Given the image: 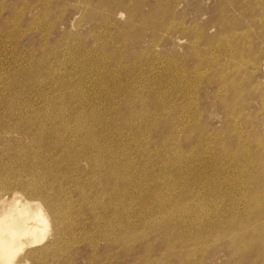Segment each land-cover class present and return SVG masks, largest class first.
Segmentation results:
<instances>
[{
    "label": "rangeland",
    "instance_id": "1",
    "mask_svg": "<svg viewBox=\"0 0 264 264\" xmlns=\"http://www.w3.org/2000/svg\"><path fill=\"white\" fill-rule=\"evenodd\" d=\"M44 1L0 0V197L3 198L5 196L4 198L8 197L7 199H10L15 194L18 196L22 195L21 197L28 200V202L30 200L34 202L36 198L35 202H41V205L48 212L52 228L50 236L41 247L32 248V251L28 255L24 254L19 262H23L25 259L29 260L28 264H191L192 262L194 264H236L235 262L238 260L237 264H263L264 245L262 244H264V237L262 239L261 237L264 235V224H262L264 223V215L258 219L259 221H255L252 224L249 223L250 225L247 222L254 219L255 213L264 210V0H166V2L165 0H137V2L135 0ZM101 7L108 10H103ZM129 9L131 11H128ZM165 11L166 16L163 15ZM128 13L129 16L127 15ZM161 16L164 17L161 18ZM107 19L111 22H108ZM180 19L181 21H179ZM217 20L218 22L215 23ZM163 23L165 28H163ZM31 26H33V29ZM166 27L168 28L166 29ZM172 27L173 29H171ZM24 28L25 30H23ZM181 31L183 32L181 33ZM244 31H247L246 34ZM90 32L91 34H89ZM220 32L224 35L222 36ZM225 32L229 33L226 34ZM219 33L221 37H219L220 35L218 36ZM199 36L200 38H198ZM245 37L248 38L246 39ZM242 40L244 41L242 42ZM247 41L248 44H245ZM234 42L237 44L235 45ZM196 44L198 45L196 46ZM197 52H200V55ZM211 58H214L213 62L215 63L211 62L213 60ZM216 64H218V71L216 70ZM233 68L234 70H231ZM202 69L203 71L201 72ZM234 85L235 87L233 88ZM224 92L227 93L225 94ZM224 98L226 100H223ZM234 104H237L236 107ZM182 106L183 109H180ZM192 115L197 117L195 118ZM233 116H235L236 122ZM28 121L31 123L29 124ZM156 125L158 126L156 127ZM31 126L34 129H31ZM24 127L31 128L28 130V128L25 129ZM173 129L175 130L173 131ZM171 132L173 133L170 134ZM244 132L246 133L244 134ZM198 134L201 137H198ZM132 137H134V140ZM164 139L167 140L164 141ZM244 139L245 141H243ZM135 140L139 141L136 142ZM218 140L221 141L219 142ZM75 141L77 142L75 143ZM200 144L202 145L200 146ZM171 146L173 147L172 150ZM129 147L130 149H128ZM249 148L251 149L249 150ZM164 149L168 150L164 153ZM236 149L239 153L235 151ZM221 150L222 152L220 153ZM245 150L247 151L246 154ZM164 154L167 155L165 156ZM187 154L191 155L188 157ZM247 154L249 155L247 156ZM184 158L185 160H183ZM236 159L239 161L237 162ZM77 161H79L80 165L77 164ZM221 161H224V163ZM230 166L231 168H229ZM187 167L191 168V171ZM30 169L32 172L28 173ZM8 170L12 171L9 172ZM212 170H215L217 174L213 173ZM52 171L55 177L52 174V176H48ZM106 171L115 173L114 184H117V182L118 184L124 183L123 190L117 187L114 188V184L106 186L103 183ZM15 173H17V176ZM252 173L255 174L252 175ZM247 176H250L251 182L248 181L249 178ZM225 179L226 181H224ZM44 182L46 185H44ZM125 183H128V185ZM253 183H255V186H253ZM57 184L59 187L64 188L60 189V195L56 193ZM238 184L239 188L237 187ZM170 185L172 190L168 188ZM32 186L34 188L30 190ZM181 188H184L186 194L180 195L182 193ZM157 189H162L163 193L160 194ZM209 190H212L211 193ZM259 190H261L260 194H258ZM236 191H239V193ZM124 192L127 194L126 196L123 195ZM253 192L255 195L252 194ZM224 193L226 194L225 196ZM157 194L161 195L163 202L165 201V209H161L162 214L157 212V203L153 202V197ZM32 196L34 197L32 198ZM147 200L149 201L147 202ZM253 204L257 206L254 207ZM105 205H108V207ZM146 205L148 207H145ZM172 205H174V208L171 207ZM225 205L227 209L224 208ZM139 207L140 209L137 210ZM247 207L249 208V213H247ZM252 208L256 210L252 211ZM236 212L238 213V215L236 214L237 216L234 215ZM59 217L60 220L58 222L56 219H59ZM229 218H232L233 221ZM248 218L250 219L248 220ZM123 223H127V226L125 225L126 229ZM55 225H57L58 232ZM244 226H247L248 232L244 231L246 229ZM118 228L121 229L119 230ZM145 228L148 230L146 231ZM254 232L257 234L253 235ZM218 233H221L220 235L223 237L221 238ZM147 234L148 236H146ZM195 235L198 237L194 239ZM235 237L238 238L233 240ZM215 238L218 239L216 240ZM135 239L138 241L136 242ZM72 241L76 243L74 244ZM240 241H243L244 248L239 246ZM246 243L249 245H245ZM44 245L46 246L44 247ZM50 245L52 246L50 247ZM58 245L64 250L59 248ZM235 245L236 248L234 247ZM227 256L230 258L228 259ZM198 260L201 262L199 263Z\"/></svg>",
    "mask_w": 264,
    "mask_h": 264
},
{
    "label": "bare ground",
    "instance_id": "2",
    "mask_svg": "<svg viewBox=\"0 0 264 264\" xmlns=\"http://www.w3.org/2000/svg\"><path fill=\"white\" fill-rule=\"evenodd\" d=\"M46 1V0H45ZM44 1V2H45ZM49 1V0H48ZM78 1V0H77ZM85 1V0H84ZM83 1V2H84ZM136 2H137V0H135ZM134 1V2H135ZM174 1V0H173ZM229 1V0H228ZM243 1V0H242ZM38 2V1H37ZM87 2V1H86ZM90 2H92V1H90ZM89 2V3H90ZM116 2V1H115ZM127 2V1H126ZM163 3H164V1H162ZM165 2H166V0H165ZM177 2V1H176ZM256 2V1H255ZM262 2V1H261ZM51 3V2H50ZM114 3V2H113ZM119 3H120V1H119ZM130 3V2H129ZM229 3V2H228ZM80 4V3H79ZM82 4V3H81ZM91 4V3H90ZM122 4H124V3H122ZM257 4V3H256ZM88 5V4H87ZM179 5V4H178ZM225 5V4H224ZM262 5V4H261ZM261 5H260V7H261ZM264 5V4H263ZM86 6V5H85ZM103 6V5H102ZM104 6H106V5H104ZM125 6V5H124ZM133 6V5H132ZM174 6V5H173ZM34 7V6H33ZM45 7V6H44ZM88 7V6H87ZM86 7V8H87ZM112 7V6H111ZM130 7V6H129ZM165 7V6H164ZM180 7V6H179ZM2 8V7H1ZM89 8V7H88ZM132 8V7H131ZM162 8H163V6H162ZM177 8H178V6H177ZM2 9H4V8H2ZM36 9V8H35ZM83 9H84V7H83ZM83 9H82V11H83ZM101 9H103L102 7H101ZM107 9V8H106ZM106 9H103V10H106ZM125 9V8H124ZM136 9V8H135ZM166 9V8H165ZM44 10H46V9H44ZM51 10V9H50ZM102 10V11H103ZM108 10V9H107ZM254 10V9H253ZM81 11V12H82ZM127 11V10H126ZM128 11H131L130 9L128 10ZM175 11V10H174ZM241 11V10H240ZM246 11V10H245ZM248 11V10H247ZM261 11H263V10H261ZM34 12V11H33ZM46 12V11H45ZM104 12V11H103ZM107 12V11H106ZM134 12V11H133ZM151 12V11H150ZM237 12V11H236ZM48 13V12H47ZM174 13V12H173ZM223 13V12H222ZM225 13V12H224ZM252 13V12H251ZM62 14V13H61ZM81 14H83V13H81ZM80 14V15H81ZM108 14H111V13H108ZM120 14V13H119ZM121 14H123V13H121ZM134 14V13H133ZM147 14H149V13H147ZM146 14V15H147ZM166 14V11H165V13L163 14V15H165ZM229 14H230V12H229ZM24 15V14H23ZM33 15V14H32ZM37 15H38V13H37ZM112 15H113V13H112ZM128 16H129V13L127 14ZM167 15V14H166ZM165 15V16H166ZM262 15V14H261ZM18 16V15H17ZM22 16V15H21ZM45 16H47V15H45ZM60 16V15H59ZM104 16H108V15H104ZM117 16V15H116ZM154 16V15H153ZM263 16V15H262ZM19 17V16H18ZM17 17V18H18ZM32 17V16H31ZM37 17V16H36ZM77 17V16H76ZM82 17V16H81ZM162 17H164V16H161V18ZM225 17V16H224ZM255 17V16H254ZM256 17H258V16H256ZM261 17V16H260ZM33 18V17H32ZM47 18V17H46ZM75 18V17H74ZM79 18V17H78ZM104 18V17H103ZM109 18V17H108ZM131 18V17H130ZM161 18H160V20H161ZM172 18V17H171ZM222 18H223V16H222ZM234 18V17H233ZM15 19V18H14ZM13 19V20H14ZM34 19V18H33ZM38 19H39V17H38ZM44 19V18H43ZM59 19V18H58ZM82 19V18H81ZM115 19V18H114ZM144 19V18H143ZM142 19V20H143ZM159 19V18H158ZM173 19V18H172ZM251 19H252V17H251ZM74 20V19H73ZM108 20V19H107ZM112 20V19H111ZM159 20V21H160ZM163 20V19H162ZM168 20V19H167ZM176 20V19H175ZM257 20V19H256ZM264 20V19H263ZM262 20V21H263ZM2 21V20H1ZM14 21H16V20H14ZM32 21V20H31ZM41 21H43V20H41ZM44 21H46V20H44ZM105 21V20H104ZM103 21V22H104ZM116 21V20H115ZM151 21V20H150ZM179 21H181V19L179 20ZM229 21V20H228ZM253 21V20H252ZM80 22V21H79ZM108 22H111V21H109L108 20ZM113 22V21H112ZM151 22H153V21H151ZM170 22V21H169ZM169 22H166V23H169ZM173 22V21H172ZM171 22V23H172ZM218 22V20L217 21H215V23H217ZM223 22V21H222ZM230 22V21H229ZM259 22V21H258ZM116 23V22H115ZM159 23V22H158ZM175 23H176V21H175ZM174 23V24H175ZM178 23V22H177ZM232 23V22H231ZM230 23V24H231ZM17 24V23H16ZM40 24V23H39ZM49 24V23H48ZM53 24H55V23H53ZM52 24V25H53ZM105 24V23H104ZM149 24V23H148ZM162 24V23H161ZM181 24V23H180ZM220 24H221V22H220ZM223 24V23H222ZM32 25V24H31ZM35 25V24H34ZM43 25V24H42ZM46 25H47V23H46ZM50 25V24H49ZM107 25H108V23H107ZM115 25V24H114ZM113 25V26H114ZM117 25V24H116ZM170 25V24H169ZM176 25V24H175ZM183 25V24H182ZM193 25H195V24H193ZM192 25V26H193ZM38 26V25H37ZM54 26V25H53ZM102 26V25H101ZM104 26H106V25H104ZM132 26V25H131ZM156 26V25H155ZM178 26V25H177ZM176 26V27H177ZM220 26V25H219ZM19 27V26H18ZM33 26H31V28H32ZM49 27V26H48ZM47 27V28H48ZM76 27V26H75ZM74 27V28H75ZM112 27V26H111ZM180 27H182V26H180ZM30 28V29H31ZM43 28H45V27H43ZM46 28V29H47ZM50 28V27H49ZM73 28V29H74ZM77 28V27H76ZM102 28V27H101ZM123 28V27H122ZM155 28V27H154ZM163 28H165L164 27V23H163ZM168 27H166V29H167ZM188 28H190V27H188ZM194 28H195V26H194ZM193 28V29H194ZM17 29V28H16ZM29 29V30H30ZM33 29V28H32ZM42 29V28H41ZM106 29V28H105ZM115 29V28H114ZM125 29V28H124ZM135 29V28H134ZM153 29V28H152ZM166 29H165V32H166ZM171 29H173V27L171 28ZM170 29V30H171ZM183 29V28H182ZM187 29V28H186ZM192 29V30H193ZM216 29V28H215ZM243 29V28H242ZM249 29V28H248ZM259 29H261V27H259ZM258 29V30H259ZM15 30V29H14ZM20 30H22L21 28H20ZM19 30V31H20ZM23 30H25V28L23 29ZM45 30V29H44ZM113 30V29H112ZM127 30V29H126ZM175 30V29H174ZM188 30V29H187ZM232 30V29H231ZM262 30V29H261ZM34 31V30H33ZM77 31V30H76ZM93 31H94V29H93ZM101 31V30H100ZM102 31H103V29H102ZM106 31V30H105ZM121 31V30H120ZM132 31V30H131ZM149 31V30H148ZM189 31V30H188ZM234 31H235V29H234ZM241 31H243V30H241ZM15 32V31H14ZM14 32H13V34H14ZM44 32V31H43ZM50 32V31H49ZM98 32V31H97ZM112 32V31H111ZM159 32V31H158ZM168 32V31H167ZM183 31H181V33H182ZM200 32V31H199ZM230 32H232V31H230ZM237 32V31H236ZM245 32V31H244ZM247 32V31H246ZM246 32H245V34H246ZM261 32V31H260ZM8 33V32H7ZM95 33V32H94ZM106 33V32H105ZM113 33V32H112ZM221 33V32H220ZM220 33L218 34V36L220 35ZM226 33V32H225ZM227 33H229V32H227ZM226 33V34H227ZM264 33V32H263ZM44 34V33H43ZM50 34V33H49ZM48 34V35H49ZM89 34H91V32L89 33ZM89 34H87V35H89ZM93 34V33H92ZM98 34H99V32H98ZM101 34H102V32H101ZM110 34V33H109ZM163 34H165V33H163ZM193 34H194V32H193ZM222 34V33H221ZM232 34V33H231ZM230 34V35H231ZM240 34V33H239ZM249 34V33H248ZM97 35V34H96ZM100 35V34H99ZM104 35V34H103ZM180 35V34H179ZM196 35V34H195ZM224 34H222V36H223ZM47 36V35H46ZM228 36V35H227ZM49 37V36H48ZM67 37V36H66ZM96 37V36H95ZM100 37H101V35H100ZM104 37V36H103ZM219 37H221V35L219 36ZM232 37V36H231ZM242 37H243V35H242ZM160 38V37H159ZM195 38H196V36H195ZM194 38V39H195ZM198 38H200V36L198 37ZM235 38V37H234ZM246 38V37H245ZM248 38V37H247ZM246 38V39H247ZM250 38V37H249ZM42 39V38H41ZM46 39V38H45ZM97 39H99V38H97ZM105 39V38H104ZM103 39V40H104ZM209 39V38H208ZM214 39V38H213ZM238 39V38H237ZM243 39H244V37H243ZM245 39V40H246ZM115 40V39H114ZM154 40V39H153ZM158 40V39H157ZM177 40H179V39H177ZM250 40V39H249ZM44 41V40H43ZM46 41V40H45ZM74 41V40H73ZM100 41V40H99ZM123 41V40H122ZM183 41H184V39H183ZM188 41V40H187ZM194 41H196V40H194ZM193 41V42H194ZM218 41H220V40H218ZM217 41V42H218ZM237 41V40H236ZM235 41V42H236ZM244 40H242V42H243ZM60 42V41H59ZM126 42V41H125ZM154 42V41H153ZM158 42V41H157ZM234 42V43H235ZM81 43V42H80ZM84 43V42H83ZM98 43V42H97ZM101 43H103V42H101ZM105 43V42H104ZM190 43H191V41H190ZM224 43V42H223ZM252 43V42H251ZM107 44H109V43H107ZM106 44V45H107ZM120 44V43H119ZM118 44V45H119ZM147 44V43H146ZM194 44V43H193ZM237 43H235V45H236ZM245 44H248V41H247V43H245ZM263 44V43H262ZM70 45V44H69ZM72 45V44H71ZM96 45V44H95ZM102 45V44H101ZM105 45V44H104ZM109 45H111V44H109ZM118 45H116V46H118ZM154 45V44H153ZM156 45V44H155ZM198 44H196V46H197ZM210 45V44H209ZM212 45V44H211ZM221 45V44H220ZM227 45V44H226ZM242 45V44H241ZM91 46V45H90ZM103 46V45H102ZM206 46H207V44L205 45V48H206ZM223 46H225V45H223ZM227 46H229V45H227ZM243 46V45H242ZM64 47V46H63ZM62 47V48H63ZM94 47V46H93ZM200 47H202V46H200ZM222 47V46H221ZM250 47V46H249ZM33 48V47H32ZM95 48V47H94ZM140 48V47H139ZM152 48H154V47H152ZM196 48V47H195ZM204 48V47H203ZM210 48V47H209ZM115 49V48H114ZM113 49V50H114ZM123 49V48H122ZM143 49V48H142ZM197 49V48H196ZM216 49V48H215ZM31 50V49H30ZM53 50V49H52ZM92 50H93V48H92ZM120 50V49H119ZM146 50V49H145ZM145 50H143V51H145ZM188 50H190V49H188ZM199 50H201L200 48H199ZM213 50V49H212ZM228 50V49H227ZM236 50V49H235ZM238 50V49H237ZM66 51H67V48H66ZM97 51H99L98 49H97ZM105 51V50H104ZM115 51V50H114ZM114 51H113V53H114ZM121 51V50H120ZM210 51V50H209ZM233 52V51H232ZM241 52V51H240ZM64 53V52H63ZM100 53V52H99ZM98 53V54H99ZM134 53V52H133ZM143 53H146V52H143ZM154 53V52H153ZM197 53H199V55H200V52H197ZM210 53V52H209ZM219 53V52H218ZM235 53V52H234ZM237 53V52H236ZM94 54H95V52H94ZM111 54V53H110ZM117 54V53H116ZM157 54V53H156ZM155 54V55H156ZM233 54V53H232ZM113 55V54H112ZM111 55V56H112ZM141 55H143V54H141ZM153 55V54H152ZM166 55V54H165ZM202 55V54H201ZM109 56V55H108ZM144 56V55H143ZM147 56V55H146ZM157 56V55H156ZM105 57V56H104ZM121 57V56H120ZM171 57V56H170ZM205 57V56H204ZM203 57V58H204ZM207 57V56H206ZM244 57V56H243ZM242 57V58H243ZM255 57V56H254ZM109 58V57H108ZM111 59H112V57H110ZM158 58V57H157ZM198 58V57H197ZM200 58V57H199ZM208 58V57H207ZM232 58V57H231ZM84 59V58H83ZM172 59V58H171ZM202 59V58H201ZM209 59V58H208ZM211 59H213L211 62H213L214 61V58H211ZM238 59V58H237ZM92 60V59H91ZM106 60H108V59H106ZM118 60V59H117ZM135 60V59H134ZM140 60V59H139ZM151 60V59H150ZM149 60V61H150ZM163 60V59H162ZM207 60V59H206ZM216 60V59H215ZM230 60V59H229ZM252 60V59H251ZM124 61V60H123ZM219 61H220V59H219ZM226 61H227V59H226ZM231 61V60H230ZM113 62V61H112ZM121 62V61H120ZM129 62V61H128ZM135 62H136V60H135ZM161 62V61H160ZM184 62V61H183ZM209 62V61H208ZM243 62H244V60H243ZM256 62V61H255ZM117 63V62H116ZM123 63V62H122ZM131 63V62H130ZM132 63H133V61H132ZM153 63V62H152ZM162 63H163V61H162ZM207 63V62H206ZM213 63H215V62H213ZM142 64V63H141ZM160 64V63H159ZM197 64V63H196ZM230 64V63H229ZM235 64V63H234ZM260 64V63H259ZM101 65V64H100ZM126 65V64H125ZM132 65V64H131ZM131 65H130V67H131ZM152 65V64H151ZM174 65V64H173ZM177 65V64H176ZM206 65V64H205ZM217 66V68H216V70L218 69V64H216ZM241 65V64H240ZM246 65V64H245ZM244 65V66H245ZM146 66V65H145ZM172 66V65H171ZM207 66V65H206ZM260 66V65H259ZM124 67V66H123ZM128 67V66H127ZM133 67V66H132ZM143 67H144V65H143ZM151 67V66H150ZM163 67V66H162ZM209 67V66H208ZM211 67H213V66H211ZM233 67V66H232ZM264 67V66H263ZM137 68V67H136ZM140 68V67H139ZM152 69H153V67H151ZM159 68V67H158ZM190 68V67H189ZM194 68V67H193ZM196 68V67H195ZM207 68V67H206ZM223 68V67H222ZM203 69H205V68H203ZM203 69L201 70V72L203 71ZM235 69H236V67H235ZM136 70V69H135ZM143 70V69H142ZM194 71H195V69H193ZM215 70V71H216ZM221 70V69H220ZM223 70V69H222ZM231 70H234V68L233 69H231ZM237 70V69H236ZM236 70H235V72H236ZM255 70V69H254ZM264 70V69H263ZM150 71H151V69H150ZM157 71V70H156ZM218 71V70H217ZM216 71V72H217ZM226 71V70H225ZM229 71V70H228ZM161 72V71H160ZM167 72H169L168 70H167ZM188 72V71H187ZM201 72H200V74H201ZM215 72V73H216ZM154 73V72H153ZM190 73V72H189ZM151 74V73H150ZM192 74V73H191ZM217 74H218V72H217ZM223 74V73H222ZM229 74H230V72H229ZM155 75V74H154ZM219 75V74H218ZM234 75H235V73H234ZM233 75V76H234ZM226 76V75H225ZM228 76V75H227ZM216 77H218V76H216ZM232 77V76H231ZM153 78V77H152ZM203 78V77H202ZM30 79V78H29ZM51 79V78H50ZM210 79V78H209ZM221 79V78H220ZM223 79V78H222ZM116 80V79H115ZM142 80V79H141ZM144 80V79H143ZM149 80H150V78H149ZM198 80V79H197ZM196 80V81H197ZM229 80H231L230 78H229ZM240 80V79H239ZM238 80V81H239ZM195 81V80H194ZM209 81V80H208ZM241 81V80H240ZM239 81V82H240ZM226 82H228V81H226ZM194 83V82H193ZM198 83V82H197ZM222 83V82H221ZM233 83V82H232ZM239 84V83H238ZM221 85V84H220ZM255 85H257V84H255ZM201 86V85H200ZM231 87H232V85H230ZM252 86V85H251ZM195 87H196V84H195ZM235 87V85L233 86V88ZM198 89V88H197ZM215 89H217V88H215ZM243 89V88H242ZM257 89V88H256ZM196 90V89H195ZM230 90V89H229ZM229 90H227V91H229ZM240 90V89H239ZM219 91V90H218ZM224 91V90H223ZM241 91H243V90H241ZM225 93V92H224ZM227 93V92H226ZM225 93V94H226ZM241 93V92H240ZM245 93V92H244ZM218 94V93H217ZM242 94V93H241ZM240 94V95H241ZM213 96H214V94H213ZM217 96V95H216ZM220 97V96H219ZM221 98V97H220ZM261 98H263V97H261ZM260 98V99H261ZM151 99H153V98H151ZM235 99V98H234ZM237 99V98H236ZM258 99V98H257ZM222 100V99H221ZM223 100H226L225 98L223 99ZM263 101V100H262ZM149 102V101H148ZM243 102V101H242ZM241 103V102H240ZM240 103H238V104H240ZM244 103V102H243ZM127 105V104H126ZM140 105H141V103H140ZM151 105V104H150ZM149 105V106H150ZM231 105V104H230ZM229 105V106H230ZM235 105V104H234ZM237 105V104H236ZM236 105H235V107H236ZM157 106V105H156ZM195 106H197V105H195ZM243 106V105H242ZM262 106V105H261ZM132 107V106H131ZM151 107V106H150ZM113 108V107H112ZM158 108V107H157ZM156 108V109H157ZM198 108V107H197ZM47 109V108H46ZM161 109V108H160ZM180 109H183V106H182V108H180ZM162 110V109H161ZM199 110V109H198ZM232 110V109H231ZM241 110V109H240ZM252 110V109H251ZM256 110V109H255ZM261 111H262V109H260ZM150 111V110H149ZM184 111V110H183ZM197 111V110H196ZM202 111V110H201ZM260 111V112H261ZM121 112V111H120ZM191 112V111H190ZM193 112V111H192ZM245 112V111H244ZM69 113V112H68ZM144 113H146V111H144ZM171 113V112H170ZM196 113V112H195ZM197 113H198V111H197ZM233 113V112H232ZM257 113V112H256ZM258 113H259V111H258ZM257 113V114H258ZM154 114H156V113H154ZM182 114V113H181ZM187 114V113H186ZM191 114V113H190ZM189 114V115H190ZM193 114V113H192ZM152 115V114H151ZM198 115V114H197ZM50 116V115H49ZM150 116V115H149ZM177 116V115H176ZM181 116V115H180ZM192 116H194V115H192ZM200 116V115H199ZM162 117V116H161ZM195 117V116H194ZM197 117V116H196ZM195 117V118H196ZM201 117V116H200ZM18 118V117H17ZM23 118V117H22ZM125 118V117H124ZM160 118V117H159ZM183 118V117H182ZM190 118V117H189ZM188 118V119H189ZM193 118V117H192ZM235 118V116H233V119ZM238 118H240V117H238ZM247 118V117H246ZM147 119H148V116H147ZM157 119V118H156ZM161 119V118H160ZM178 119V118H177ZM201 119V118H200ZM224 119V118H223ZM24 120V119H23ZM41 120V119H40ZM124 120V119H123ZM243 120H244V118H243ZM246 120V119H245ZM192 121V120H191ZM194 121V120H193ZM234 121H235V119H234ZM234 121H232V122H234ZM241 121V120H240ZM149 122V121H148ZM165 122V121H164ZM180 122H181V119H180ZM187 122V121H186ZM198 122H199V120H198ZM236 122V121H235ZM246 122H247V120H246ZM27 123V122H26ZM28 123H29V121H28ZM31 123V122H30ZM29 123V124H30ZM63 123V122H62ZM79 123V122H78ZM127 123V122H126ZM192 123H194V122H192ZM228 123H229V121H228ZM237 123H239V122H237ZM23 124V123H22ZM34 124V123H33ZM36 124V123H35ZM128 124V123H127ZM170 124H172V123H170ZM184 124V123H183ZM182 124V125H183ZM195 124V123H194ZM236 124V123H235ZM243 124V123H242ZM39 125V124H38ZM67 125V124H66ZM66 125H65V127H66ZM80 125V124H79ZM132 125V124H131ZM134 125V124H133ZM132 125V126H133ZM142 125V124H141ZM145 126H146V124H144ZM147 125H148V123H147ZM152 125V124H151ZM175 125H176V123H175ZM185 125V124H184ZM196 125V124H195ZM233 125V124H232ZM28 126V125H27ZM30 126V125H29ZM33 126V125H32ZM31 126V127H32ZM44 126V125H43ZM63 126V125H62ZM81 126V125H80ZM79 126V127H80ZM125 126H126V124H125ZM129 126V125H128ZM127 126V127H128ZM135 126V125H134ZM158 125H156V127H157ZM203 126H205V125H203ZM236 126V125H235ZM30 127V128H31ZM78 127V126H77ZM82 127V126H81ZM137 127V126H136ZM142 127V126H141ZM144 127V126H143ZM192 127V126H191ZM25 128V127H24ZM26 128H28V127H26ZM25 128V129H26ZM30 128H28V130L30 129ZM131 128V127H130ZM129 128V129H130ZM138 128V127H137ZM149 128V127H148ZM197 128V127H196ZM195 128V129H196ZM240 128V127H239ZM24 129V130H25ZM31 129H34L33 127L31 128ZM41 129H44V128H41ZM63 129H64V127H63ZM89 129V128H88ZM144 129H145V127H144ZM150 129H151V127H150ZM149 129V130H150ZM204 129V128H203ZM244 129V128H243ZM243 129H242V131H243ZM73 130V129H72ZM135 130V129H134ZM143 130V129H142ZM171 130V129H170ZM175 129H173V131H174ZM185 130V129H184ZM16 131V130H15ZM34 131V130H33ZM37 131V130H36ZM35 131V132H36ZM65 131V130H64ZM85 131V130H84ZM147 131V130H146ZM151 131V130H150ZM172 131V130H171ZM177 131V130H176ZM194 131V130H193ZM203 131H205V130H203ZM21 132V131H20ZM30 132V131H29ZM39 132H41V131H39ZM79 132H81V131H79ZM131 132H133V131H131ZM212 133H214L213 131H211ZM216 132V131H215ZM235 132V131H234ZM3 133V132H2ZM18 133V132H17ZM24 133V132H23ZM27 133V132H26ZM126 133H127V131H126ZM173 132H171L170 134H172ZM179 133V132H178ZM194 133V132H193ZM201 133V132H200ZM231 133H232V131H231ZM237 133V132H236ZM242 133V132H241ZM246 132H244V134H245ZM25 134V133H24ZM28 134H30V133H28ZM36 134V133H35ZM42 134V133H41ZM124 134V133H123ZM122 134V135H123ZM131 134V133H130ZM134 134V133H133ZM141 134V133H140ZM149 134V133H148ZM187 134V133H186ZM216 134H218V133H216ZM3 135H5V134H3ZM12 135V134H11ZM143 135V134H142ZM174 135H177V134H174ZM199 136L198 137H201L200 136V134H198ZM209 135V134H208ZM222 135V134H221ZM27 136V135H26ZM139 136V135H138ZM144 136V135H143ZM189 136V135H188ZM204 136V135H203ZM202 136V137H203ZM216 136V135H215ZM243 136V135H242ZM31 137V136H30ZM77 137V136H76ZM145 137H146V135H145ZM148 137V136H147ZM150 137V136H149ZM178 137V136H177ZM207 137V136H206ZM220 137V136H219ZM14 138V137H13ZM133 138V140H134V137H132ZM136 138H137V134H136ZM167 138V137H166ZM215 138V137H214ZM16 139V138H15ZM34 139V138H33ZM124 139H125V137H124ZM169 139V138H168ZM173 139V138H172ZM199 139V138H198ZM198 139H197V141H198ZM210 139V138H209ZM213 139V138H212ZM212 139H211V141H212ZM247 139H248V137H247ZM9 140V139H8ZM30 140H31V138H30ZM140 140V139H139ZM139 140H137V141H139ZM143 140V139H142ZM145 140V139H144ZM152 140V139H151ZM150 140V141H151ZM163 140V139H162ZM165 140H167V139H164V141ZM207 140V139H206ZM34 141H35V139H34ZM56 141V140H55ZM58 141V140H57ZM74 141V140H73ZM126 141H127V137H126ZM136 141V140H135ZM136 141V142H137ZM149 141V142H150ZM171 141V140H170ZM176 141H178V140H176ZM180 141V140H179ZM219 141V140H218ZM221 141V140H220ZM219 141V142H220ZM239 141V140H238ZM237 141V142H238ZM243 141H245V139L243 140ZM62 142V141H61ZM77 141H75V143H76ZM122 142V141H121ZM168 142V141H167ZM206 142V141H205ZM204 142V143H205ZM208 142V141H207ZM218 142V143H219ZM257 142V141H256ZM40 143V142H39ZM42 143V142H41ZM128 143V142H127ZM132 143V142H131ZM164 143V142H163ZM214 143V142H213ZM236 143V142H235ZM248 143H249V141H248ZM248 143H247V145H248ZM146 144V143H145ZM178 144V143H177ZM176 144V145H177ZM198 144H199V142H198ZM197 144V145H198ZM220 144V143H219ZM224 144V143H223ZM257 144V143H256ZM141 145V144H140ZM170 145V144H169ZM180 145V144H179ZM202 144H200V146H201ZM206 145V144H205ZM222 145V144H221ZM131 146H132V144H131ZM142 146V145H141ZM145 146V145H144ZM147 146V145H146ZM155 146V145H154ZM161 146V145H160ZM165 146V145H164ZM196 146V145H195ZM194 146V147H195ZM237 146V145H236ZM249 146V145H248ZM259 146H260V144H259ZM258 146V147H259ZM138 147V146H137ZM148 147V146H147ZM172 147V146H171ZM175 147V146H174ZM179 147H181V146H179ZM196 147H198V146H196ZM206 147V146H205ZM204 147V148H205ZM218 147V146H217ZM222 147V146H221ZM227 147V146H226ZM238 147V146H237ZM240 147V146H239ZM4 148V147H3ZM158 148V147H157ZM164 148V147H163ZM166 148V147H165ZM210 148V147H209ZM216 148V147H215ZM223 148H224V146H223ZM128 149H130V147L128 148ZM141 149V148H140ZM139 149V150H140ZM161 149V148H160ZM169 150H170V148H168ZM168 149H164V153H165V151H167ZM173 149V147L171 148V150ZM180 149V148H179ZM205 149H207V148H205ZM244 149V148H243ZM251 148H249V150H250ZM138 150V151H139ZM142 150V149H141ZM157 150V149H156ZM191 150V149H190ZM195 150V149H194ZM211 150V149H210ZM234 150V149H233ZM232 150V151H233ZM246 150H247V148H246ZM245 150V154L247 153V151ZM257 150V149H256ZM263 150V149H262ZM161 151V150H160ZM182 151V150H181ZM192 151V150H191ZM204 151V150H203ZM225 151H226V149H225ZM235 151H237V149L235 150ZM241 151H242V148H241ZM240 151V152H241ZM253 151V150H252ZM133 152V151H132ZM131 152V153H132ZM143 152V151H142ZM151 152V151H150ZM153 152H155V151H153ZM156 152H159V151H156ZM170 152V151H169ZM176 152V151H175ZM179 152V151H178ZM202 152V151H201ZM206 152H209V151H206ZM211 152V151H210ZM222 152V150L220 151V153ZM238 152V151H237ZM146 153V152H145ZM161 153V152H160ZM183 153V152H182ZM193 153H194V151H193ZM203 153V152H202ZM212 153V152H211ZM217 153H219V152H217ZM225 153H227V152H225ZM225 153H223V154H225ZM233 153V152H232ZM231 153V154H232ZM239 153V152H238ZM237 153V154H238ZM249 153V152H248ZM142 154V153H141ZM147 154V153H146ZM175 154V153H174ZM173 154V155H174ZM204 154V153H203ZM209 154V153H208ZM231 154H229V155H231ZM237 154H235V155H237ZM4 155V154H3ZM40 155V154H39ZM165 155V154H164ZM167 155V154H166ZM165 155V156H166ZM172 155V154H171ZM170 155V156H171ZM177 155V154H176ZM175 155V156H176ZM185 155V154H184ZM188 155V154H187ZM186 155V156H187ZM191 155V154H190ZM190 155H188V157L190 156ZM197 155V154H196ZM249 154H247V156H248ZM250 155H252V154H250ZM18 156V155H17ZM148 156V155H147ZM155 156V155H154ZM162 156V155H161ZM160 156V157H161ZM177 156H179V155H177ZM199 156V155H198ZM221 156V155H220ZM225 156V155H224ZM234 156V155H233ZM10 157V156H9ZM21 157V156H20ZM169 157V156H168ZM211 157H213V156H211ZM216 157V156H215ZM228 157H230V156H228ZM44 158V157H43ZM155 158V157H154ZM170 158V157H169ZM182 158H183V155H182ZM224 158V157H223ZM226 158V157H225ZM232 158V157H231ZM230 158V159H231ZM235 158V157H234ZM246 158H248V157H246ZM250 158V157H249ZM2 159V158H1ZM10 159V158H9ZM34 159V158H33ZM106 159V158H105ZM179 159H181V158H179ZM200 159V158H199ZM201 159H202V157H201ZM204 159V158H203ZM211 159V158H210ZM229 159V160H230ZM23 160V159H22ZM88 160V159H87ZM93 160V159H92ZM92 160H91V164H92ZM159 160V159H158ZM165 160V159H164ZM183 160H185V158L183 159ZM182 160V161H183ZM205 160H206V157H205ZM204 160V161H205ZM237 160V159H236ZM235 160V161H236ZM247 160V159H246ZM251 160V159H250ZM260 160V159H259ZM16 161V160H15ZM20 161V160H19ZM43 161V160H42ZM83 161H85V160H83ZM162 161H163V159H162ZM165 161H167V160H165ZM164 161V162H165ZM202 161V160H201ZM207 161H209V160H207ZM227 161V160H226ZM239 160H237V162H238ZM248 161V160H247ZM261 161V160H260ZM10 162H12V161H10ZM32 162V161H31ZM79 161H77V164L78 165H80V163H81V160H80V163H78ZM89 162V161H88ZM179 162H181V161H179ZM184 162H186V161H184ZM219 162H220V160H219ZM222 162V161H221ZM242 162H244V161H242ZM1 163V162H0ZM19 163V162H18ZM23 163H25L24 161H23ZM37 163V162H36ZM117 163H118V161H117ZM153 163H155V162H153ZM200 163H203V162H200ZM213 163H214V161H213ZM222 163H224V161L222 162ZM228 163V162H227ZM261 163V162H260ZM22 164V163H21ZM42 164H44V163H42ZM90 164V165H91ZM126 164V163H125ZM183 164V163H182ZM189 164V163H188ZM191 164H193V163H191ZM208 164V163H207ZM209 164H212V163H209ZM221 164V163H220ZM233 164V163H232ZM258 164V163H257ZM25 165V164H24ZM86 165H87V162H86ZM162 165V164H161ZM204 165H205V163H204ZM214 165V164H213ZM222 165V164H221ZM224 165V164H223ZM231 165V164H230ZM234 165V164H233ZM236 165V164H235ZM252 165V164H251ZM251 165H249V166H251ZM14 166V165H13ZM19 166V165H18ZM17 166V167H18ZM27 166V165H26ZM25 166V167H26ZM84 166V165H83ZM82 166V167H83ZM95 166V165H94ZM153 166V165H152ZM158 166V165H157ZM185 166V165H184ZM215 166V165H214ZM218 166V165H217ZM248 166V167H249ZM253 166H254V164H253ZM257 166V165H256ZM4 167V166H3ZM36 167H38V166H36ZM102 167V166H101ZM117 167V166H116ZM124 167V166H123ZM131 167V166H130ZM183 167V166H182ZM208 167H209V165H208ZM228 167V166H227ZM240 167H242V166H240ZM239 167V168H240ZM252 167V166H251ZM258 167V166H257ZM20 168H22V167H20ZM44 168V167H43ZM81 168V167H80ZM106 168V167H105ZM112 168H114V167H112ZM200 168V167H199ZM222 168V167H221ZM229 168H231V166L229 167ZM256 168V167H255ZM4 169V168H3ZM8 169V168H7ZM6 169V170H7ZM13 169V168H12ZM19 169V168H18ZM33 169V168H32ZM42 169V168H41ZM96 169V168H95ZM110 169V168H109ZM115 169V168H114ZM124 169H125V167H124ZM187 169L189 170V171H191L190 169L191 168H188L187 167ZM220 169V168H219ZM227 169V168H226ZM236 169H238V168H236ZM14 170V169H13ZM17 170V169H16ZM20 170H23V169H20ZM81 170V169H80ZM91 170V169H90ZM103 170V169H102ZM106 170V169H105ZM120 170H121V168H120ZM126 170V169H125ZM182 170V169H181ZM185 170V169H184ZM208 170V169H207ZM224 170V169H223ZM239 170V169H238ZM248 170V169H247ZM250 170V169H249ZM9 172H11L10 170H8ZM104 171V170H103ZM179 171V170H178ZM198 171V170H197ZM208 171H210V170H208ZM213 171V170H212ZM218 171V170H217ZM222 171V170H221ZM232 171H233V169H232ZM236 171V170H235ZM4 172V171H3ZM17 172V171H16ZM27 172V171H26ZM26 172H25V174H26ZM29 172H32L31 171V169H30V171H28V173ZM34 172V171H33ZM37 172V171H36ZM99 172V171H98ZM116 172V171H115ZM176 172V171H175ZM188 172V171H187ZM215 172V170L213 171V173ZM234 172V171H233ZM250 172H251V170H250ZM253 172V171H252ZM6 173V172H5ZM23 173V172H22ZM106 173V175H105V177H104V179H103V183L106 185V186H109V185H113L115 182H113V180L114 179H116V176H115V173H112L111 171H106L105 172ZM202 173H204V172H202ZM216 173V172H215ZM222 173V172H221ZM220 173V174H221ZM226 173V172H225ZM228 173V172H227ZM235 173V172H234ZM237 173H238V171H237ZM240 173H241V171H240ZM256 173V172H255ZM255 173H252V175L253 174H255ZM7 174V173H6ZM14 174V173H13ZM17 173H15V175H16ZM19 174V173H18ZM24 174V175H25ZM39 174V173H38ZM53 175V171L52 172H50L49 173V175L48 176H52ZM61 174V173H60ZM117 174V173H116ZM119 174H120V171H119ZM123 174H125V173H123ZM176 174V173H175ZM189 174V173H188ZM201 174V173H200ZM199 174V175H200ZM206 174H208V172H206ZM217 174V173H216ZM219 174V175H220ZM229 174V173H228ZM236 174V173H235ZM242 174H244V173H242ZM2 175V174H1ZM15 175H14V177H15ZM31 175H32V173H31ZM42 175V174H41ZM47 175V174H46ZM172 175V174H171ZM174 175V174H173ZM182 175V174H181ZM230 175H232V174H230ZM238 175V174H237ZM245 175H246V172H245ZM251 175V174H250ZM8 176V175H7ZM11 176V175H10ZM17 176V175H16ZM20 176V175H19ZM35 177H37L36 175H34ZM34 176H33V178H34ZM54 177H55V175H53ZM188 176V175H187ZM187 176H186V178H187ZM222 176V175H221ZM5 177V176H4ZM40 177V176H39ZM62 177V176H61ZM64 177V176H63ZM67 177V176H66ZM71 177V176H70ZM97 177V176H96ZM99 177H100V175H99ZM103 177V176H102ZM119 177H120V175H119ZM124 177V176H123ZM203 177V176H202ZM214 177H216V176H214ZM219 177V176H218ZM229 177H231V176H229ZM241 177V176H240ZM240 177H238V178H240ZM245 177V176H244ZM248 177V176H247ZM250 177V176H249ZM248 177V178H249ZM10 178V177H9ZM45 177H44V174H43V179H44ZM185 178V177H184ZM185 178V179H186ZM204 178V177H203ZM220 178V177H219ZM228 178V177H227ZM237 178V179H238ZM3 179V178H2ZM4 179H6V178H4ZM35 179V178H34ZM37 179H39V178H37ZM41 179V178H40ZM51 179V178H50ZM68 179V178H67ZM79 179V178H78ZM209 179V178H208ZM230 179V178H229ZM232 179V178H231ZM241 179H242V177H241ZM254 179V178H253ZM18 180V179H17ZM36 180V179H35ZM52 180V179H51ZM204 180V179H203ZM213 180V179H212ZM1 181V180H0ZM3 181V180H2ZM54 181H56V180H54ZM101 181V180H100ZM118 181V180H117ZM131 181V180H130ZM129 181V182H130ZM224 181H226V179L224 180ZM223 181V182H224ZM243 181H245V180H243ZM248 181H250V178L248 179ZM258 181V180H257ZM12 182V181H11ZM46 182V181H45ZM44 182V183H45ZM122 182H124V181H122ZM237 182V181H236ZM251 182V181H250ZM261 182V181H260ZM6 183V182H5ZM13 183V182H12ZM12 183H10V184H12ZM40 183H41V181H40ZM43 183V184H44ZM120 183V182H119ZM131 183V182H130ZM157 183V182H156ZM180 183V182H179ZM200 183V182H199ZM198 183V184H199ZM202 183V182H201ZM222 183V182H221ZM232 183V182H231ZM230 183V184H231ZM239 183V182H238ZM242 183V182H241ZM9 184V183H8ZM14 184V183H13ZM32 184H34V183H32ZM37 184V183H36ZM124 184V183H123ZM123 184H118V182H117V184H114V188L115 187H117V188H119V189H121V190H123L124 188V185ZM125 184H127L128 185V183H125ZM211 184H213V183H211ZM224 184H225V182H224ZM227 184V183H226ZM246 184H248V183H246ZM255 183H253V186H255L254 185ZM44 185H46V183L44 184ZM93 185V184H92ZM98 185V184H97ZM104 185V186H105ZM127 185H125V186H127ZM208 185V184H207ZM235 185V184H234ZM261 185H262V183H261ZM1 186V185H0ZM15 186V185H14ZM13 186V187H14ZM34 186V185H33ZM32 186V188L30 189V190H33V187ZM36 186V185H35ZM41 186V185H40ZM53 186V185H52ZM100 186V185H99ZM156 186V185H155ZM222 186V185H221ZM224 186V185H223ZM233 186V185H232ZM239 186V184L237 185V187ZM251 186V185H250ZM260 186V185H259ZM258 186V187H259ZM20 187V186H19ZM97 187V186H96ZM95 187V188H96ZM135 187V186H134ZM178 187V186H177ZM225 187V186H224ZM231 187V186H230ZM229 187V188H230ZM235 187V186H234ZM241 187V186H240ZM246 187V186H245ZM247 187H248V185H247ZM262 187V186H261ZM5 188V187H4ZM51 188V187H50ZM61 188H63V187H59V185L57 184V194H59L60 195V189ZM78 188V187H77ZM123 188V189H122ZM169 189L171 188V190H172V186L170 185L169 187H168ZM239 188V187H238ZM252 188V187H251ZM263 188H264V186H263ZM13 189V188H12ZM28 189V188H27ZM43 189H44V187H43ZM64 189V188H63ZM94 189V188H93ZM134 189V188H133ZM208 189V188H207ZM213 189V188H212ZM217 189V188H216ZM215 189V190H216ZM221 189V188H220ZM227 189V188H226ZM241 189V188H240ZM245 189V188H244ZM4 190V189H3ZM6 190H8V189H6ZM15 190V189H14ZM13 190V191H14ZM38 190V189H37ZM40 190V189H39ZM77 190V189H76ZM118 190V189H117ZM138 190V189H137ZM155 190V189H154ZM158 190V189H157ZM195 190V189H194ZM228 190V189H227ZM235 190V189H234ZM238 190V189H237ZM246 190H247V188H246ZM256 190V189H255ZM262 190V189H261ZM261 190H259V193L258 194H260V191ZM25 191V190H24ZM23 191V192H24ZM70 191V190H69ZM98 191H99V189H98ZM115 191V190H114ZM156 191V190H155ZM158 191H160V194H162L163 193V190L162 189H159ZM181 191H182V193L180 194V195H183V194H186V191L184 190V188H181ZM180 191V192H181ZM191 191H193V190H191ZM210 191V190H209ZM212 191V190H211ZM211 191H210V193H211ZM225 191V190H224ZM231 191V190H230ZM229 191V192H230ZM258 191V190H257ZM15 192V191H14ZM20 192H22V191H20ZM35 192H37L36 190H35ZM52 192V191H51ZM62 192H65V191H62ZM140 192V191H139ZM154 192V191H153ZM206 192V191H205ZM220 192V191H219ZM222 192V191H221ZM236 192H238L239 193V191H236ZM240 192H241V190H240ZM247 192V191H246ZM246 192H245V194H246ZM256 192V191H255ZM0 193H1V190H0ZM19 193V192H18ZM31 193V192H30ZM44 193V192H43ZM102 193H104V192H102ZM118 193V192H117ZM121 193V192H120ZM209 193V194H210ZM214 193V192H213ZM243 193H244V190H243ZM22 194V193H21ZM105 194V193H104ZM112 194H113V192H112ZM111 194V195H112ZM123 194V193H122ZM152 194V193H151ZM160 194H157L156 196H154L153 198V202L154 203H157V206H156V210H157V212L158 213H161V209H163L165 206H164V202H163V199H162V197H161V195ZM235 194V193H234ZM249 194V193H248ZM252 194H254V192L252 193ZM6 195V194H5ZM14 195V194H13ZM72 195H73V193H72ZM88 195V194H87ZM107 195V194H106ZM124 196H126L127 194L124 192V194H123ZM130 195V194H129ZM128 195V196H129ZM204 195V194H203ZM213 195V194H212ZM215 195H216V193H215ZM226 194L224 193V196H225ZM240 195V194H239ZM250 195V194H249ZM255 195V194H254ZM256 195H257V193H256ZM22 195H20V196H18V195H14L13 197H11L10 199H7V198H1L0 197V264H28V262H29V260L27 261V260H25L24 259V261L23 262H19L20 261V258L21 257H23V255L24 254H27L28 255V253H30V251H32L31 249L32 248H34V247H38V246H40L41 247V245L48 239V237L50 236V231L52 230V228H51V219H50V217H49V215L47 214L48 212L44 209V206L43 205H41V202L39 203V202H35L36 201V198H35V200H34V202L32 201L31 202V200H30V202H28V200H26L25 198H23V197H21ZM29 196H30V194H29ZM57 196V195H56ZM121 196V195H120ZM184 196H186V195H184ZM202 196V195H201ZM205 196V195H204ZM222 196V195H221ZM232 196V195H231ZM253 196V195H252ZM34 196H32V198H33ZM39 197V196H38ZM37 197V198H38ZM79 197V196H78ZM96 197V196H95ZM110 197V196H109ZM141 197V196H140ZM146 197V196H145ZM160 197H161V199H160ZM187 197H188V192H187ZM208 197V196H207ZM210 197H212V196H210ZM218 198H220L219 196H217ZM228 197V196H227ZM235 197H236V195H235ZM248 197V196H247ZM260 197V196H259ZM59 198V197H58ZM63 198H64V196H63ZM69 198V197H68ZM87 198V197H86ZM114 198V197H113ZM125 198V197H124ZM129 198V197H128ZM148 198V197H147ZM195 198H197V197H195ZM215 198H216V196H215ZM231 198V197H230ZM232 198H234V197H232ZM240 198V197H239ZM245 198V197H244ZM250 198V197H249ZM61 199V198H60ZM77 199V198H76ZM95 199V198H94ZM180 199V198H179ZM198 199V198H197ZM43 200V199H42ZM70 200V199H69ZM78 200V199H77ZM134 200V199H133ZM186 200V199H185ZM196 200V199H195ZM224 200H225V198H224ZM232 200V199H231ZM234 200V199H233ZM239 201H240V199H238ZM246 200V199H245ZM248 200V199H247ZM261 200H262V198H261ZM85 201V200H84ZM141 201V200H140ZM149 200H147V202H148ZM181 201H182V199H181ZM197 201V200H196ZM209 201V200H208ZM244 201V200H243ZM263 201V200H262ZM261 201V202H262ZM49 202V201H48ZM63 202V201H62ZM70 202V201H69ZM250 202V201H249ZM248 202V203H249ZM64 203H66V202H64ZM68 203V202H67ZM80 203H82V202H80ZM85 203V202H84ZM178 203V202H177ZM229 203V202H228ZM232 203V202H231ZM230 203V204H231ZM257 203H259L258 201H257ZM51 204V203H50ZM97 204V203H96ZM226 204V203H225ZM247 204V203H246ZM245 204V205H246ZM263 204H264V202H263ZM81 205V204H80ZM94 205V204H93ZM224 205V204H223ZM234 205V204H233ZM260 205H262V204H260ZM259 205V206H260ZM97 206V205H96ZM106 207H108V205H105ZM125 206V205H124ZM151 206V205H150ZM209 206V205H208ZM228 206V205H227ZM236 206V205H235ZM253 206L255 207V206H257L256 204H253ZM71 207H73V206H71ZM90 207V206H89ZM95 207V206H94ZM145 207H148L147 205L145 206ZM172 208H174V205H172L171 206ZM170 207V208H171ZM226 207V205L224 206V208ZM238 207V206H237ZM244 207V206H243ZM242 207V208H243ZM252 207V206H251ZM70 208V207H69ZM68 208V209H69ZM74 208V207H73ZM105 208V207H104ZM112 208V207H111ZM117 208V207H116ZM154 208V207H153ZM197 208V207H196ZM211 208H212V206H211ZM220 208V207H219ZM223 208V209H224ZM95 209V208H94ZM140 209V207L139 208H137V210H139ZM165 209V208H164ZM225 209H227V208H225ZM63 210V209H62ZM62 210H60V211H62ZM78 210V209H77ZM89 210V209H88ZM108 210V209H107ZM220 210V209H219ZM218 210V211H219ZM229 210V209H228ZM228 210H226V211H228ZM245 210H246V207H245ZM247 210H248V212L247 213H249L250 211H249V208L247 207ZM254 209L252 208V211H253ZM256 210V209H255ZM254 210V211H255ZM57 211V210H56ZM70 211V210H69ZM222 211V210H221ZM225 211V212H226ZM232 212H233V210H231ZM230 211V212H231ZM252 211H251V213H252ZM52 212V211H51ZM64 212V211H63ZM84 212V211H83ZM98 212V211H97ZM116 212V211H115ZM135 212V211H134ZM143 212V211H142ZM156 212V213H157ZM166 212V211H165ZM164 212V213H165ZM180 212V211H179ZM220 212V211H219ZM218 212V213H219ZM224 212V211H223ZM246 212V211H245ZM259 212V211H258ZM57 213H59L58 211H57ZM78 213V212H77ZM143 213H145V212H143ZM192 213H194V212H192ZM218 213H216V214H218ZM221 213V212H220ZM226 213H228V212H226ZM241 213V212H240ZM250 213V214H251ZM56 214V213H55ZM60 214V213H59ZM112 214H114V213H112ZM149 214V213H148ZM153 214V213H152ZM162 214V213H161ZM189 214V213H188ZM221 214H223V213H221ZM234 214V213H233ZM238 215V213L236 212L234 215L235 216H237ZM244 214V213H243ZM54 215V214H53ZM58 215V214H57ZM71 215V214H70ZM83 215H84V213H83ZM82 215V216H83ZM126 215V214H125ZM170 215V214H169ZM248 215V214H247ZM262 215H264V210H262V211H260L259 213H255L254 214V219H252V220H249L250 218H248V224L249 223H254L255 221H259L258 219H260V217L262 216ZM60 216V215H59ZM66 216V215H65ZM104 216V215H103ZM110 216V215H109ZM147 216V215H146ZM187 216V215H186ZM192 216V215H191ZM191 216H189V217H191ZM206 216V215H205ZM210 216V215H209ZM217 216V215H216ZM220 216V215H219ZM235 216H233V217H235ZM251 216H252V214H251ZM64 217V216H63ZM67 217V216H66ZM99 217H101V216H99ZM107 217V216H106ZM111 217H112V215H111ZM129 217V216H128ZM127 217V218H128ZM131 217V216H130ZM166 217H168V216H166ZM200 217V216H199ZM212 217V216H211ZM224 218H225V216H223ZM229 217V216H228ZM246 217V216H245ZM249 217H250V215H249ZM88 218V217H87ZM108 218V217H107ZM169 218V217H168ZM209 218V217H208ZM214 218V217H213ZM236 218V217H235ZM66 219V218H65ZM64 219V220H65ZM78 219V218H77ZM106 219V218H105ZM112 219V218H111ZM122 219H124V218H122ZM197 219V218H196ZM211 219V218H210ZM215 219V218H214ZM230 219V218H229ZM234 219V218H233ZM55 220V219H54ZM57 221L58 220H60V217H59V219L57 218L56 219ZM70 220V219H69ZM98 220V219H97ZM145 220V219H144ZM191 220V219H190ZM222 220V219H221ZM226 220H227V218H226ZM225 219H224V221H226ZM230 220H232V218L230 219ZM242 220V219H241ZM112 221V220H111ZM117 221V220H116ZM124 221V220H123ZM136 221V220H135ZM162 221V220H161ZM173 221V220H172ZM178 221V220H177ZM176 221V222H177ZM188 221V220H187ZM186 221V222H187ZM203 221V220H202ZM208 221V220H207ZM210 221V220H209ZM215 221H217V219H215ZM233 221V220H232ZM59 222V221H58ZM64 222V221H63ZM71 222V221H70ZM73 222V221H72ZM75 222V221H74ZM88 222V221H87ZM89 222H90V220H89ZM160 222V221H159ZM169 222V221H168ZM189 222V221H188ZM235 222V221H234ZM262 222V221H261ZM79 223V222H78ZM85 223V222H84ZM93 223V222H92ZM103 223V222H102ZM106 223H107V221H106ZM140 223V222H139ZM158 223V222H157ZM172 223V222H171ZM207 223V222H206ZM232 223V222H231ZM246 223V222H245ZM258 223V222H257ZM95 224V223H94ZM112 224V223H111ZM116 224V223H115ZM124 224V226L127 224H125V223H123ZM141 224V223H140ZM174 224V223H173ZM184 224H186V223H184ZM193 224V223H192ZM191 224V225H192ZM225 224V223H224ZM262 224H264V223H262ZM57 225H58V223H57ZM57 225H55L56 226V228H57ZM82 225H84V224H82ZM122 225V224H121ZM137 225V224H136ZM158 225V224H157ZM162 225H163V223H162ZM181 225V224H180ZM197 225V224H196ZM203 225V224H202ZM213 225H215L214 223H213ZM239 225V224H238ZM250 225V224H249ZM257 225H259V224H257ZM78 226V225H77ZM85 226V225H84ZM127 226V225H126ZM125 226V229L127 228ZM138 226V225H137ZM150 226V225H149ZM153 226H154V223H153ZM188 226V225H187ZM193 226V225H192ZM195 226V225H194ZM200 226V225H199ZM206 226H207V224H206ZM210 226H212V225H210ZM220 226H221V224H220ZM242 226V225H241ZM61 227V226H60ZM59 227V229H61ZM69 227V226H68ZM142 227V226H141ZM140 227V228H141ZM158 227H159V225H158ZM179 227V226H178ZM208 227V226H207ZM218 227V226H217ZM223 227V226H222ZM245 227V226H244ZM247 227V226H246ZM245 227V228H246ZM250 227V226H249ZM248 227V228H249ZM259 227V226H258ZM260 227H261V225H260ZM83 228V227H82ZM88 228V227H87ZM89 228H91L90 226H89ZM116 228V227H115ZM130 228V227H129ZM150 228V227H149ZM160 228V227H159ZM174 228V227H173ZM238 228V227H237ZM239 228H241V227H239ZM252 228V227H251ZM254 228V227H253ZM264 228V227H263ZM64 229V228H63ZM72 229V228H71ZM111 229V228H110ZM119 229V228H118ZM121 229V228H120ZM119 229V230H120ZM131 229H133V228H131ZM146 229V228H145ZM191 229V228H190ZM199 229V228H198ZM208 229V228H207ZM62 230V229H61ZM94 230V229H93ZM97 230V229H96ZM113 230H114V228H113ZM118 230V231H119ZM128 230V229H127ZM139 230V229H138ZM148 229H146V231H147ZM171 230V229H170ZM219 230V229H218ZM224 230V229H223ZM243 230V229H242ZM254 230V229H253ZM260 230H262V229H260ZM72 231V230H71ZM104 231V230H103ZM105 231H106V229H105ZM140 231V230H139ZM144 231V230H143ZM159 231V230H158ZM180 231H181V228H180ZM186 232H187V230H185ZM201 231H203V230H201ZM230 231V230H229ZM244 231H247V228L244 230ZM57 232H58V228H57ZM80 232V231H79ZM79 232H78V235H79ZM83 232V231H82ZM86 232H88V231H86ZM95 232V231H94ZM97 232V231H96ZM101 232V231H100ZM111 232V231H110ZM184 232V231H183ZM195 232V231H194ZM209 232V231H208ZM211 232V231H210ZM233 232V231H232ZM240 232H242V231H240ZM248 232V231H247ZM257 232V231H256ZM256 232H254L253 233V235L254 234H257ZM262 232V231H261ZM260 232V233H261ZM70 233V232H69ZM84 233V232H83ZM143 233V232H142ZM170 233H172V232H170ZM197 233V232H196ZM223 233H225V232H223ZM234 233V232H233ZM238 233V232H237ZM236 233V234H237ZM245 233V232H244ZM60 234V233H59ZM71 234V233H70ZM100 234V233H99ZM105 234V233H104ZM114 234V233H113ZM131 234V233H130ZM134 234V233H133ZM138 234V233H137ZM184 234V233H183ZM182 234V235H183ZM187 234H189V232H187ZM191 234H193V233H191ZM207 234V233H206ZM216 234V233H215ZM219 235L221 234V233H218ZM232 234V233H231ZM235 234V235H236ZM57 235V234H56ZM83 235V234H82ZM85 235V234H84ZM88 235V234H87ZM86 235V236H87ZM110 235V234H109ZM194 235V234H193ZM234 235V236H235ZM260 235V234H259ZM55 236V235H54ZM63 236H64V234H63ZM112 236V235H111ZM145 236V235H144ZM146 236H148V234L146 235ZM171 236V235H170ZM184 236H186V235H184ZM183 236V237H184ZM200 236V235H199ZM216 236V235H215ZM226 236V235H225ZM252 236V235H251ZM251 236H250V238H251ZM258 236V235H257ZM261 236V235H260ZM58 237V236H57ZM71 237V236H70ZM75 237V236H74ZM73 237V238H74ZM83 237V236H82ZM89 237H91V236H89ZM122 237V236H121ZM126 237V236H125ZM134 237V236H133ZM179 237H181V236H179ZM198 237V236H197ZM196 237V235H195V237H194V239L195 238H197ZM214 237V236H213ZM220 237L222 238L223 236H221L220 235ZM227 237V236H226ZM264 237V235L261 237V239ZM58 238H61V237H58ZM64 238V237H63ZM81 238V237H80ZM84 238V237H83ZM101 238V237H100ZM124 238V237H123ZM128 238V237H127ZM127 238H125V239H127ZM191 238H192V236H191ZM200 239H201V237H199ZM198 238V239H199ZM207 238V237H206ZM228 238V237H227ZM230 238V237H229ZM232 238H233V236H232ZM231 238V239H232ZM238 237H235L233 240H236ZM56 239V238H55ZM62 239V238H61ZM70 239V238H69ZM93 239V238H92ZM97 239V238H96ZM108 239V238H107ZM116 239V238H115ZM131 239V238H130ZM157 239V238H156ZM177 239V238H176ZM181 239H182V237H181ZM180 239V240H181ZM185 239V238H184ZM211 239V238H210ZM216 240L218 239V238H215ZM260 239V240H261ZM264 239V238H263ZM57 240V239H56ZM60 240V239H59ZM72 240H74V239H72ZM77 240V239H76ZM85 240H86V238H85ZM91 240V239H90ZM113 240V239H112ZM120 240V239H119ZM136 240V239H135ZM134 240V241H135ZM189 240H191L190 238H189ZM212 240V239H211ZM242 240V239H241ZM249 240V239H248ZM88 241V240H87ZM117 241V240H116ZM129 241V240H128ZM133 241V240H132ZM138 240H136V242H137ZM156 241V240H155ZM177 241V240H176ZM210 241V240H209ZM229 241H230V239H229ZM251 241V240H250ZM263 241V240H262ZM56 242V241H55ZM54 242V243H55ZM73 242V241H72ZM90 242V241H89ZM97 242V241H96ZM101 242V241H100ZM152 242V241H151ZM199 243H200V241H198ZM212 242V241H211ZM54 243H50V244H54ZM74 244L76 243V242H73ZM80 243V242H79ZM90 243H92V242H90ZM172 243V242H171ZM202 243V245L204 244L203 242H201ZM249 243V242H248ZM248 243H246L245 245H247ZM48 244V243H47ZM46 244V245H47ZM58 244V243H57ZM60 244V243H59ZM67 244V243H66ZM70 244V243H69ZM93 244H94V241H93ZM46 245H44V247L46 246ZM101 245V244H100ZM149 245V244H148ZM198 245H200V244H198ZM197 245V246H198ZM211 245V244H210ZM229 245H231V244H229ZM237 245V244H236ZM236 245L234 246L235 248H236ZM249 245V244H248ZM262 245H264V244H262ZM47 246H49V245H47ZM52 245H50V247H51ZM71 246V245H70ZM99 246V245H98ZM182 246V245H181ZM183 246H185V245H183ZM193 246V245H192ZM196 246V247H197ZM203 246H205V245H203ZM239 246H243V241H240L239 242ZM254 246V245H253ZM43 247V248H44ZM54 247V246H53ZM58 247L59 248H62V247H60L59 245H58ZM71 247H73V246H71ZM95 247V246H94ZM147 247V246H146ZM167 247V246H166ZM208 247V246H207ZM206 247V248H207ZM229 247V246H228ZM250 247V246H249ZM39 248V247H38ZM66 248V247H65ZM124 248V247H123ZM150 248V247H149ZM148 248V249H149ZM183 248H185V247H183ZM201 248V247H200ZM243 248H244V246H243ZM264 248V247H263ZM63 249V248H62ZM67 249H68V247H67ZM69 249H71V248H69ZM130 249H132V248H130ZM173 249V248H172ZM190 249V248H189ZM197 249V248H196ZM241 249V248H240ZM247 249V248H246ZM252 249V248H251ZM33 250H35V249H33ZM36 250H38V249H36ZM56 250V249H55ZM55 250H54V252H55ZM64 250V249H63ZM62 250V251H63ZM66 250V249H65ZM186 250H187V248H186ZM205 250V249H204ZM238 250V249H237ZM39 251V250H38ZM67 251V250H66ZM65 251V252H66ZM69 251V250H68ZM116 251V250H115ZM118 251V250H117ZM197 251V250H196ZM195 251V252H196ZM199 251V250H198ZM242 251V250H241ZM47 252V251H46ZM53 252V251H52ZM53 252V253H54ZM97 252V251H96ZM235 252V251H234ZM239 252V251H238ZM262 252V251H261ZM263 252H264V250H263ZM61 253V252H60ZM62 253H64V252H62ZM112 253V252H111ZM191 253V252H190ZM207 253V252H206ZM258 253H259V251H258ZM32 254V253H31ZM30 254V255H31ZM35 254V253H34ZM48 254V253H47ZM47 254H46V256H47ZM55 254V253H54ZM181 254V253H180ZM198 254V253H197ZM221 254V253H220ZM56 255V254H55ZM98 255V254H97ZM193 255H194V253H193ZM205 255V254H204ZM203 255V256H204ZM259 255V254H258ZM26 256V255H25ZM37 256H38V254H37ZM40 256H41V253H40ZM57 256V255H56ZM55 256V257H56ZM59 256V255H58ZM106 256H107V254H106ZM141 256H143V255H141ZM157 256V255H156ZM202 256V255H201ZM49 257V256H48ZM54 257V256H53ZM169 257V256H168ZM178 257V256H177ZM194 257V256H193ZM228 257V256H227ZM226 257V258H227ZM38 258V257H37ZM40 258V257H39ZM42 258V257H41ZM44 258H45V256H44ZM58 258V257H57ZM100 258V257H99ZM141 258V257H140ZM161 258V257H160ZM204 258V257H203ZM202 258V260H204ZM230 257H228V259H229ZM256 258V257H255ZM46 259H47V257H46ZM106 259V258H105ZM114 259V258H113ZM166 259V258H165ZM168 259V258H167ZM41 260V259H40ZM40 260H38V261H40ZM44 260V259H43ZM153 260H154V258H153ZM201 260V259H200ZM264 260V259H263ZM57 261H59V260H57ZM139 261V260H138ZM146 261H147V259H146ZM158 261V260H157ZM161 261V260H160ZM182 261V260H181ZM180 261V262H181ZM197 261V260H196ZM199 261V260H198ZM216 261V260H215ZM238 261V260H237ZM237 261L235 262L236 264H237ZM71 262V261H70ZM148 262V261H147ZM150 262V261H149ZM152 262V261H151ZM184 262V261H183ZM187 262V261H186ZM201 261H199V263H200ZM203 262V261H202ZM227 262V261H226ZM45 263V262H44ZM68 263H69V261H68ZM141 263V262H140ZM146 263V262H145ZM157 263V262H156ZM162 263V262H161ZM171 263V262H170ZM188 263V262H187ZM189 263H191V262H189ZM193 264H194V262H192ZM191 263V264H192ZM46 264V263H45ZM56 264V263H55ZM67 264V263H66ZM136 264V263H135ZM229 264V263H228ZM264 264V263H263Z\"/></svg>",
    "mask_w": 264,
    "mask_h": 264
}]
</instances>
